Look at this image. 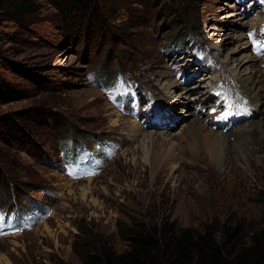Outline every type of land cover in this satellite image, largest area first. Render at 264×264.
Instances as JSON below:
<instances>
[{
	"label": "rangeland",
	"instance_id": "rangeland-1",
	"mask_svg": "<svg viewBox=\"0 0 264 264\" xmlns=\"http://www.w3.org/2000/svg\"><path fill=\"white\" fill-rule=\"evenodd\" d=\"M30 1V9L19 10L8 9L12 0H0V73L20 95L1 103L0 114L41 106L56 112L69 129L56 131L48 127V120L31 124V132L23 138L25 143L16 140L15 146H7L0 142V167L18 178L19 192L15 200L13 183L3 185L0 204L17 202L22 206L33 199V203L45 205L49 213L22 234L0 239V264H80L73 249L78 226L101 233L116 250L122 251L126 243L118 232L119 220L160 222L167 218L180 227L199 230L215 221L239 223L246 231L259 227L264 209L260 201L264 175L255 177L252 166L264 168V160L253 152L255 146L246 145L253 153L251 160L244 149L231 148L237 157L238 172L223 167L224 150L209 170L205 164L198 167L194 162L196 156L186 144L191 135L186 136L187 140L178 138L186 129L192 132L198 127L197 121L191 123V117L185 116L187 110L201 116L206 109L199 120L209 126L204 123L211 108L206 104L212 99L208 92H213L218 82L230 96L246 99L235 80L253 78L259 68L264 72V58L255 55L256 46L253 52L250 50L247 40L251 28L264 24V5L251 0H176L181 3L145 7L140 0H98L105 10L107 6L125 8L123 19L113 21L112 32L119 36L109 40L111 31L107 36L88 33L79 43L75 38L64 37L67 31L60 25L53 0ZM192 40L195 43L191 46ZM196 45L201 48L194 49ZM263 49L262 45L259 54L264 53ZM186 63L190 64L185 66ZM18 65L43 79L20 73L14 68ZM118 70L153 94L147 100L168 111L170 125L164 124L163 129L144 127L107 103L91 83L89 73L95 72L98 80L106 81L112 79L106 74ZM179 70L191 73L189 83L176 79ZM209 72L212 79L204 81ZM190 86L195 91L186 90ZM217 94L223 95L219 88L212 97ZM252 103L256 109L254 117L238 126L251 129L264 121V105L256 100ZM182 115L186 118L182 119ZM238 126L227 133L209 126L205 132H214L210 134L212 139L225 136L233 142ZM167 128L177 134L173 145L179 143L180 149H175L162 174L159 149L162 140L167 139ZM149 133H158L154 161L143 150L150 149ZM59 137L90 144L107 139L120 148L96 178L72 181L61 171ZM41 150L49 155H41Z\"/></svg>",
	"mask_w": 264,
	"mask_h": 264
},
{
	"label": "trees",
	"instance_id": "trees-1",
	"mask_svg": "<svg viewBox=\"0 0 264 264\" xmlns=\"http://www.w3.org/2000/svg\"><path fill=\"white\" fill-rule=\"evenodd\" d=\"M177 1L140 0L145 7L183 2ZM32 4L30 0H12L8 9H30ZM53 4L60 25L67 31L64 37L75 38L79 43L88 33L107 36L115 28L113 21L122 20V15L126 13L125 8L112 6H107L105 10L98 0H53ZM127 11L132 12V9ZM118 36L112 32L109 40H116ZM14 68L33 79H43L19 65ZM16 91L14 84L0 73V104L18 99L20 95ZM48 120V127L56 131L69 129V124L62 122L56 112L41 106L0 114V142L7 146H15L13 142L16 140L25 143L24 139L31 132L30 125L47 123ZM41 155L49 154L41 150ZM17 179L5 167H0V187H8L12 182L15 200L19 198ZM260 201L264 208V193ZM117 228L126 243L122 251L116 250L101 233L89 230L87 226H78L73 249L80 264H264V209L259 227L250 231L239 223L220 224L218 221L199 230L180 227L176 221L167 218L160 222L136 218L129 222L119 220Z\"/></svg>",
	"mask_w": 264,
	"mask_h": 264
},
{
	"label": "bare ground",
	"instance_id": "bare-ground-1",
	"mask_svg": "<svg viewBox=\"0 0 264 264\" xmlns=\"http://www.w3.org/2000/svg\"><path fill=\"white\" fill-rule=\"evenodd\" d=\"M194 60V59H193ZM190 63H186L185 66H188ZM257 72L255 73V75L253 76V78L247 77L245 79H236L235 83L237 86V89L240 88L242 91V94L246 97V99L251 103L253 100L257 101L258 104L261 103L262 105H264V72L261 68H259L258 70H256ZM206 79L204 80L203 76H202V80L206 81V80H210L212 79V75H210V72L205 74ZM221 82H218V84L215 85V87L213 88V92H208L209 98H212V96L214 95V93L217 92V89L219 88L220 90L222 89L220 85ZM170 85V83H169ZM205 85V84H204ZM203 86V85H200ZM208 86V83H207ZM195 89V88H194ZM171 89L166 90V92H168V94L170 93ZM186 90H190V92H193L195 90H193V86H190L188 89ZM212 90V89H211ZM208 100V98L206 99ZM205 101V100H204ZM203 100L200 101V103L203 102L202 107H205ZM177 108V107H175ZM175 111V110H174ZM171 112V111H170ZM194 112H191L190 110H187V113H185V116L191 117V123H193L194 121L197 124V128H194L193 131L191 132L189 129L184 128L185 130V134L182 135L180 138H178V140H184V138L187 140L186 136L191 135L189 141L186 142V144L188 145V150L193 151L194 156H196V160L194 162L197 163L198 167H201L205 164V166L207 167V169L211 170L213 169V164L217 163L219 154L222 150H224V157L222 158V165H224L223 167L225 169H235V163L237 160V157L235 156V154L231 151V148L235 149V150H242L244 149V152L246 153L247 159L251 160L253 153H251V151H248V149L246 148L247 144H253L255 146L253 152L255 153H259L263 156V158L261 157V159L264 160V121H262V124H255L252 126L251 129H245L242 126H238L235 130V139L236 141L233 142H228L227 139H225V136L223 137H217L216 139H212L210 138V134H215L212 131H208L205 132L206 128H208L209 126L202 124L199 120L200 119V115H196ZM173 113V112H172ZM182 119H185L186 117H184L183 115L181 116ZM205 123V122H204ZM166 125H170L168 124V122H165ZM200 124V125H198ZM208 124V123H207ZM262 125V126H261ZM189 128V127H188ZM164 130H168L166 132H164V134H167V139L162 140V144L161 147L159 149V152L162 151V163L160 164L159 169L160 172H165L167 170V165L168 160L171 158V156L174 154L175 149H178L179 147V143H176L175 145H173V139L176 137L175 134L171 133L172 129L167 128ZM170 130V131H169ZM234 132H232L233 134ZM142 134V133H141ZM158 133H153L151 136L150 133L147 135V138L150 137V145L148 147H150V149L145 150L143 149L147 155H150V158L152 161H154L155 156H157L158 151H155V136ZM163 134V133H162ZM222 138V139H220ZM169 144V145H168ZM168 145V149H166ZM171 145V146H170ZM170 146V148H169ZM164 148V149H163ZM180 149V148H179ZM245 155V154H244ZM180 159H183V157L179 156ZM239 158V157H238ZM253 170L255 172V177H263L264 175V168H260L259 165H254L252 166ZM236 172H238L236 170ZM240 176V175H239ZM243 176V175H242ZM199 194V193H198ZM202 194V193H201ZM201 194H199L198 196H200ZM203 196V194H202Z\"/></svg>",
	"mask_w": 264,
	"mask_h": 264
},
{
	"label": "snow or ice",
	"instance_id": "snow-or-ice-1",
	"mask_svg": "<svg viewBox=\"0 0 264 264\" xmlns=\"http://www.w3.org/2000/svg\"><path fill=\"white\" fill-rule=\"evenodd\" d=\"M245 111H247V109H245Z\"/></svg>",
	"mask_w": 264,
	"mask_h": 264
}]
</instances>
